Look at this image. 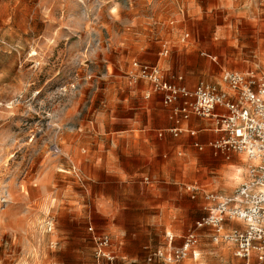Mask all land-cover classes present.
<instances>
[{
    "label": "rangeland",
    "instance_id": "obj_1",
    "mask_svg": "<svg viewBox=\"0 0 264 264\" xmlns=\"http://www.w3.org/2000/svg\"><path fill=\"white\" fill-rule=\"evenodd\" d=\"M134 61L193 85L264 78V0L0 1V264H94L90 225L145 259L194 229L204 193L247 180L245 155L199 152L187 134L124 153L125 136L156 123ZM209 230L183 262L243 264Z\"/></svg>",
    "mask_w": 264,
    "mask_h": 264
},
{
    "label": "built area",
    "instance_id": "obj_2",
    "mask_svg": "<svg viewBox=\"0 0 264 264\" xmlns=\"http://www.w3.org/2000/svg\"><path fill=\"white\" fill-rule=\"evenodd\" d=\"M1 1V0H0ZM169 49L165 46L162 56ZM131 82L145 81L152 93L161 97L166 107L172 108L180 123L191 116L211 120L217 138L209 147L227 159L231 155H245L249 160L248 178L234 193L218 195L205 193L206 214L199 219L193 230L181 237V244L174 246L175 236L166 233L169 249H159L150 260L177 264L196 257L200 233L212 230L215 244H226L233 249L234 256L244 264L264 262V78L253 72L226 71L220 82L200 81L194 89L171 83L158 65L134 61ZM177 81L182 82L183 77ZM151 97V93L147 98ZM175 136L182 130L172 131ZM192 136L195 133H191ZM200 152L204 146L194 143ZM58 152V148L55 147ZM195 199L200 189L196 185L185 186ZM236 224V226H235ZM94 247V264H115L109 235L97 233L93 226L88 228Z\"/></svg>",
    "mask_w": 264,
    "mask_h": 264
},
{
    "label": "crops",
    "instance_id": "obj_3",
    "mask_svg": "<svg viewBox=\"0 0 264 264\" xmlns=\"http://www.w3.org/2000/svg\"><path fill=\"white\" fill-rule=\"evenodd\" d=\"M166 47L169 49V53H170V48L168 46H166ZM163 51H164V49H163ZM162 53L160 54L161 57H163ZM169 53H168V55H169ZM168 55L163 57V58H167ZM214 60H216V59H214ZM156 65H158L162 69L165 77L171 83H174L177 85H183V86H186L188 89L192 90L200 82L199 81L196 85H193L183 75H168V74H166L164 69L161 67L160 62L157 63ZM178 77H183V81L182 82L177 81L176 79ZM201 81H205V80H201ZM141 82L144 83V85H142L140 92L145 94L146 93V90H145L146 85L147 84L150 85V84L145 82V81H141ZM151 91H152V89L150 86V89L146 94V98H147V95L151 93L150 98H152L154 101H156L157 104L154 107L153 106L152 107L147 106V109L150 108L154 111V114H155L154 119H156V123H154V126H152L151 119L149 118V121L147 122V126L143 129V131L140 132L139 135L131 134V135L125 136V139H124L125 152L124 153L138 152V153H142V154H147L148 152H150L152 150L153 147H155V148L163 147V150L165 151L167 149V144L171 143L168 140H165V141L162 140L163 138H165L167 136V134H171L173 138L183 137L185 134H187L188 137H190V139H191L190 141H191V145L193 146V148H195L194 143H200L202 146H204V150L202 152L210 150L214 153L215 156L217 155L209 147V143L214 141L217 138V134H216L215 128H214L215 124L211 120L199 119L195 116H191L188 120H181L179 123L178 119L173 114L172 108L164 106L162 103L161 97L159 95H156L155 93H152ZM150 98H147V99H150ZM160 104L167 111L162 110L160 108L158 109V105H160ZM149 117H150V115H149ZM150 129L151 130L153 129L158 134L156 135L154 133L148 132L147 130H150ZM175 129L182 130V133L179 134L178 136H175V134L172 133V131ZM191 133H195V135L192 136ZM130 153H129V155H130ZM223 166L230 167L229 164H225V165L223 164ZM247 178H248V173H247ZM230 184L232 186L236 185V183H230ZM194 185H196V184H194ZM185 186H187V185H185ZM184 191L190 196V198H192L191 195L186 191V189H184ZM179 215L181 216V214H179ZM90 226H93V225H90ZM235 226H236V224H235ZM94 229H95V227H94ZM178 232H180V230H178ZM168 233H172L176 238L175 242H174V246H179L181 244V237H183L184 235H176L173 232H168ZM211 233H212V230L210 229L209 234H208L210 237L212 236ZM204 234L207 235V233H204ZM168 246H169V243H168ZM112 249H114V250H112ZM165 249L168 250L169 247H167ZM111 250L116 255L115 264H168V263H164V262L158 261V260L151 261L150 260V257L152 255L151 253L147 256V258L144 259V257L137 256L134 252L130 251L126 247H123L121 245L119 247L118 246L114 247L113 243H112ZM197 251H198V248L195 252L196 257L194 258L192 256V258L194 260H197V258L199 257V254L197 253ZM233 255H234V253H233ZM181 264H187V263L183 262Z\"/></svg>",
    "mask_w": 264,
    "mask_h": 264
},
{
    "label": "bare ground",
    "instance_id": "obj_4",
    "mask_svg": "<svg viewBox=\"0 0 264 264\" xmlns=\"http://www.w3.org/2000/svg\"><path fill=\"white\" fill-rule=\"evenodd\" d=\"M248 161V160H247ZM236 180V179H235Z\"/></svg>",
    "mask_w": 264,
    "mask_h": 264
}]
</instances>
